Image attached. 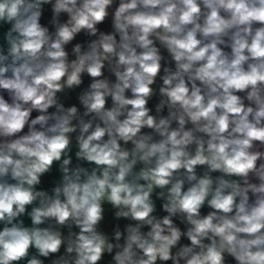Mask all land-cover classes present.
Masks as SVG:
<instances>
[{"label": "clouds", "instance_id": "9594fccd", "mask_svg": "<svg viewBox=\"0 0 264 264\" xmlns=\"http://www.w3.org/2000/svg\"><path fill=\"white\" fill-rule=\"evenodd\" d=\"M0 264H264V0H0Z\"/></svg>", "mask_w": 264, "mask_h": 264}, {"label": "crops", "instance_id": "0c3cea01", "mask_svg": "<svg viewBox=\"0 0 264 264\" xmlns=\"http://www.w3.org/2000/svg\"><path fill=\"white\" fill-rule=\"evenodd\" d=\"M121 223H123V222H121Z\"/></svg>", "mask_w": 264, "mask_h": 264}]
</instances>
